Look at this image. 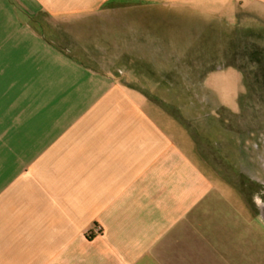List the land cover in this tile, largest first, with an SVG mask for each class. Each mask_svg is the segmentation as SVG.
Here are the masks:
<instances>
[{
	"label": "crops",
	"instance_id": "1",
	"mask_svg": "<svg viewBox=\"0 0 264 264\" xmlns=\"http://www.w3.org/2000/svg\"><path fill=\"white\" fill-rule=\"evenodd\" d=\"M113 1L0 0V264H264L263 215L240 188L250 215L230 203L104 39L83 45L87 63L47 37L68 33L46 20ZM228 1L264 14V0Z\"/></svg>",
	"mask_w": 264,
	"mask_h": 264
},
{
	"label": "rangeland",
	"instance_id": "2",
	"mask_svg": "<svg viewBox=\"0 0 264 264\" xmlns=\"http://www.w3.org/2000/svg\"><path fill=\"white\" fill-rule=\"evenodd\" d=\"M126 1L108 3L103 10L106 12L88 18L46 20L50 27H61L68 33L59 39L57 35L47 37L55 47L71 48L72 54L80 55L87 63L91 61L83 54V45L88 47L92 39L101 47L104 39L109 47L105 45V49L113 53L110 57L117 55L130 67L126 68L129 74L123 68L120 78L142 88L167 112V116H157L186 148L191 149L189 143L196 141L200 168L226 191L230 203L244 206L235 190L239 187L246 203L255 213H262L264 14H250L228 0L206 5L157 1L134 6ZM87 30L100 32L98 38ZM235 49L236 54L240 52L237 56ZM253 53L254 68L242 71L228 65H249ZM133 60L149 64L143 68L148 80L131 74L137 68ZM211 67L217 69L209 71ZM201 155L213 164L214 172ZM220 171L225 176L222 180L218 179Z\"/></svg>",
	"mask_w": 264,
	"mask_h": 264
},
{
	"label": "trees",
	"instance_id": "3",
	"mask_svg": "<svg viewBox=\"0 0 264 264\" xmlns=\"http://www.w3.org/2000/svg\"><path fill=\"white\" fill-rule=\"evenodd\" d=\"M59 48V47H58ZM252 47H250V49H251ZM254 49V48H253ZM237 52H238V50H237ZM235 55L234 56H237V55H239L240 54V52H239V54H236V49H235ZM234 58V57H233ZM120 61H121V59H120ZM247 62H249V65H251L250 67H249V65H248V63H246V65H241V64H239V63H237V62H234V63H231V64H228L229 66H231V67H236V68H239L240 70H242L243 71V69H246V68H254V63L256 62V57H255V54L253 53L252 54V56H250V58H249V60L247 61ZM134 63L137 65L138 63H141V62H137V61H135L134 60ZM125 64V63H124ZM126 65V64H125ZM125 68H129L130 69V67H125ZM217 69V67H211L210 69H209V71H215ZM127 70V69H126ZM134 70H139L141 73H145V71H144V69L143 68H140V67H137L136 69H134ZM247 70V69H246ZM248 73H249V70H248ZM248 93H250V92H248ZM221 172V174L222 175H224V172H222V171H220ZM225 177V176H224ZM239 188V187H238Z\"/></svg>",
	"mask_w": 264,
	"mask_h": 264
},
{
	"label": "flooded vegetation",
	"instance_id": "4",
	"mask_svg": "<svg viewBox=\"0 0 264 264\" xmlns=\"http://www.w3.org/2000/svg\"><path fill=\"white\" fill-rule=\"evenodd\" d=\"M260 207H261V206H260ZM263 211H264V210H262V213H261L262 215H264V212H263Z\"/></svg>",
	"mask_w": 264,
	"mask_h": 264
}]
</instances>
